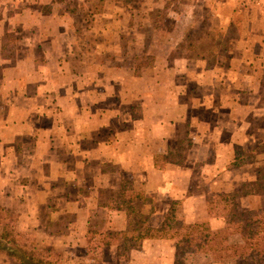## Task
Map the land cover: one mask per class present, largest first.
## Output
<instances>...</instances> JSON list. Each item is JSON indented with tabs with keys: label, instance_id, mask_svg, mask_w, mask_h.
Segmentation results:
<instances>
[{
	"label": "crops",
	"instance_id": "1",
	"mask_svg": "<svg viewBox=\"0 0 264 264\" xmlns=\"http://www.w3.org/2000/svg\"><path fill=\"white\" fill-rule=\"evenodd\" d=\"M143 1L172 8L174 26L164 21L151 45L145 28L157 31L137 27L128 0H104L96 27L75 24L70 0H0V211H17L19 231L38 233L77 264L91 255L102 264H178L173 238L144 239L123 258L117 243L92 248L99 224L129 226L114 193L130 185L148 199L139 210L145 228H160L180 203L181 222L224 230L208 213V193H239L262 164L259 153L248 162L243 154L264 143V27H238L240 38L210 66L209 58L174 55L188 31L180 22L196 5ZM221 18L227 30L232 20ZM152 45L160 61L139 68L131 48L148 55ZM180 146L182 162L169 160ZM238 203L258 207L262 197ZM3 231L0 219V238ZM190 255L212 257L187 254L184 264Z\"/></svg>",
	"mask_w": 264,
	"mask_h": 264
},
{
	"label": "trees",
	"instance_id": "2",
	"mask_svg": "<svg viewBox=\"0 0 264 264\" xmlns=\"http://www.w3.org/2000/svg\"><path fill=\"white\" fill-rule=\"evenodd\" d=\"M200 37L196 39L191 35L189 47L201 43L207 46L204 52H198L197 57L209 58L210 66L216 62L219 55L226 56L229 47V37H225V45L216 51V33L197 32ZM259 153L264 160V143L253 152L248 153V158ZM251 159V158H249ZM245 160V159H244ZM134 192V191H131ZM121 195V194H120ZM119 195V197H120ZM124 195V194H123ZM256 195L264 197V161L257 168V179L245 182L239 193L223 192L212 195L207 200L208 213L211 217L222 218L225 221L224 230H215L208 222L184 223L178 219L177 210L173 206L167 213L164 223L160 228H144L137 231L132 226L131 216L135 210L148 202V199L140 193H133L119 197L116 207L121 205L129 212L130 223L123 232H110L109 234H121L118 246L128 250L137 249L144 239L173 238L177 240V259L187 254H206L216 259H237L241 264H264V202L262 206L249 210L239 208L238 198ZM123 197V196H122ZM121 197V198H122ZM119 233V234H118ZM239 235L240 242L231 243L230 236ZM22 234L15 228L9 227L4 221V231L0 238V249H3L6 261L10 264H62V252L54 247H38L27 240H21ZM122 258L126 255L119 254ZM178 264L181 262L178 259Z\"/></svg>",
	"mask_w": 264,
	"mask_h": 264
},
{
	"label": "rangeland",
	"instance_id": "3",
	"mask_svg": "<svg viewBox=\"0 0 264 264\" xmlns=\"http://www.w3.org/2000/svg\"><path fill=\"white\" fill-rule=\"evenodd\" d=\"M104 0H70V3L72 4V9L80 15L78 17V21L75 22V24H78V27H96V24L93 22L94 18V11H99L103 4ZM160 1V0H159ZM181 4H193L196 5L195 9L193 8V17L188 18L187 13L185 12V20L181 21L180 24L187 27L188 31L185 32L183 38L180 40L179 47L174 51V55H182L189 53L196 55L198 52H204L207 49L206 45H203L201 43H196V46L189 47L190 44V38L191 35L196 39V37H200L201 35L198 34L197 32H212L213 34L216 33V51L218 53L219 48H223L222 46L225 45L223 40L225 37H229V43L233 41V43L238 40L241 36V33L238 31V27H248L247 24H249L250 27H264V0H180ZM128 2L131 3V10L134 11L133 14V20L134 23L138 24L137 27H153L157 33H151L149 29L145 28L146 35H147V41L149 42L148 45H151V40L154 39L158 41L160 39V26H164V21H165V26L168 27H173L174 23L172 24L173 18L170 17L172 15V8L169 3L166 4L164 8H160L154 5L151 6H144V1L143 0H128ZM147 2V1H145ZM194 2V3H193ZM86 3H90L89 5H86ZM226 5V6H225ZM71 6V5H70ZM224 6V7H223ZM129 7V6H128ZM134 7L136 9H134ZM147 8L145 12L140 11V8ZM187 8V7H186ZM183 6V11L184 9L187 10ZM136 10V11H135ZM169 10V11H167ZM242 11L238 15V11ZM137 11H140L138 14V17H135V12L138 13ZM220 11V16L216 14V12ZM161 13V14H160ZM166 13L167 17H169L168 21L166 20V17H164V14ZM147 17V14H149V19L147 21L145 20ZM229 16L231 18V22L227 25L228 29H220L218 27H221V20L222 16ZM207 16V17H206ZM136 18V21H135ZM189 19L190 22H189ZM163 20V21H162ZM162 21V24L160 23ZM66 23H73V19H68ZM121 23L123 25H121ZM120 23V27H125L124 25L126 24V21H122ZM208 27V28H205ZM211 27V28H210ZM237 27V28H236ZM135 42V40H134ZM224 49V48H223ZM148 55H144L142 53L141 47L134 46L131 48V52L141 55L140 56V62L137 63V66L139 68H143L145 66H152L156 62L158 63L160 61V46L157 47V45H152V47L148 48ZM190 51V52H188ZM233 51H235V47L233 48ZM219 55V54H218ZM138 114V113H136ZM151 115V113H150ZM183 146H180L176 150V154L169 160L171 161H176V162H182L181 156L183 154ZM248 154H243L245 156V162L248 161H253L256 157L257 154H255L253 157L247 156ZM262 158V157H261ZM263 159V158H262ZM264 160L261 162L263 163ZM165 161L163 159L160 160V164H163ZM136 188L128 185V186H122L120 190L114 193L116 197H119V199L124 200V196L126 198V195H131L134 192L135 193H140V191L135 190ZM242 190V187L241 189ZM239 190V191H240ZM134 191V192H131ZM241 192V191H240ZM223 192H213V193H208V199H211L212 195H218ZM237 193V192H235ZM124 194V195H123ZM123 196V197H122ZM122 197V198H121ZM121 200V201H122ZM118 201V200H117ZM262 202H264V197L262 198ZM259 204L258 200L256 201V204ZM263 203H260L259 206H262ZM255 205L248 206L247 203L245 204V209L242 208L241 210H249L247 209L248 207H252ZM258 206V207H259ZM175 209L177 210V216L179 217L178 219L182 218V212H181V205L180 203H177L175 205ZM184 217V216H183ZM0 219L4 220L5 222L8 223L9 227L15 228V231L17 233L22 234L21 240H27L29 243L32 245H37L38 247H46L42 245V241H40L41 237L38 235V233L33 232L32 230H18L19 226V215L17 211H0ZM59 221H57L58 223ZM131 222L133 228H135L137 231H140L141 229L145 228L146 225V220L144 219V215L140 214L139 210H135L134 213H132L131 216ZM57 223H52L50 226L51 231H58L59 225ZM95 234L97 232L96 239H92L94 241V244L92 243V248L95 249V245L97 247H100L102 244L103 245H108L110 243H120L119 240H121V234L119 235H114L109 234L110 232H114L113 230H107L104 224H99L97 228L94 230ZM116 232V231H115ZM230 237V242L231 243H237L240 242V238H238V235H231ZM94 238V237H93ZM100 244V245H99ZM58 252H62L60 248H54ZM121 254H126L128 253V250L121 247L120 249ZM63 254V253H62ZM93 262L92 260H94ZM104 257L94 255V256H89L83 261V264H102V260ZM184 258L185 257H179V261L181 264H184ZM177 259V262H178ZM231 259V258H229ZM224 260V259H216L213 257H204L201 255H190L187 257V263L186 264H241L237 259L233 260ZM75 261V257H67L65 258L62 256V264H77ZM0 264H10L6 261V256L5 252L3 249H0Z\"/></svg>",
	"mask_w": 264,
	"mask_h": 264
}]
</instances>
